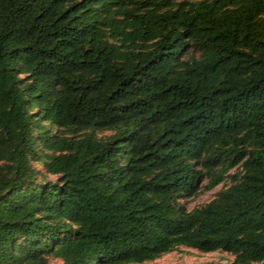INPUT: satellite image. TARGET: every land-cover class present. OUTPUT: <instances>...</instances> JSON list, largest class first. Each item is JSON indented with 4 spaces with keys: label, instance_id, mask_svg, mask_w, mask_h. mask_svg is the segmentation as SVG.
Instances as JSON below:
<instances>
[{
    "label": "trees",
    "instance_id": "1",
    "mask_svg": "<svg viewBox=\"0 0 264 264\" xmlns=\"http://www.w3.org/2000/svg\"><path fill=\"white\" fill-rule=\"evenodd\" d=\"M180 245L264 264V0H0V264Z\"/></svg>",
    "mask_w": 264,
    "mask_h": 264
},
{
    "label": "rangeland",
    "instance_id": "2",
    "mask_svg": "<svg viewBox=\"0 0 264 264\" xmlns=\"http://www.w3.org/2000/svg\"><path fill=\"white\" fill-rule=\"evenodd\" d=\"M103 131L101 133H107ZM41 173L48 179L55 178L54 174L46 172L43 168H40ZM205 179L202 180L203 183ZM227 183L226 179L224 184ZM220 186H216L210 189L201 190L197 195L182 199L184 205L187 208L202 204L213 196L214 191ZM232 254L223 250L213 251H200L195 248L178 246L176 248L164 251L158 255L144 259L141 261H124L117 264H224L232 260ZM51 262H56V259L50 258Z\"/></svg>",
    "mask_w": 264,
    "mask_h": 264
}]
</instances>
